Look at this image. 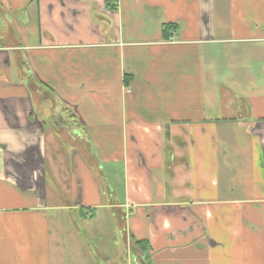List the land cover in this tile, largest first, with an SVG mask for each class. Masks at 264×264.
Wrapping results in <instances>:
<instances>
[{
	"label": "crops",
	"instance_id": "0c3cea01",
	"mask_svg": "<svg viewBox=\"0 0 264 264\" xmlns=\"http://www.w3.org/2000/svg\"><path fill=\"white\" fill-rule=\"evenodd\" d=\"M0 264H264V0H0Z\"/></svg>",
	"mask_w": 264,
	"mask_h": 264
},
{
	"label": "rangeland",
	"instance_id": "374dc122",
	"mask_svg": "<svg viewBox=\"0 0 264 264\" xmlns=\"http://www.w3.org/2000/svg\"><path fill=\"white\" fill-rule=\"evenodd\" d=\"M171 196H169L168 198H170Z\"/></svg>",
	"mask_w": 264,
	"mask_h": 264
}]
</instances>
